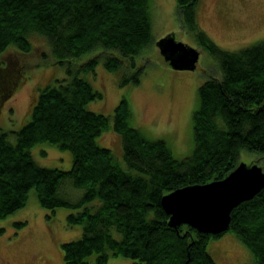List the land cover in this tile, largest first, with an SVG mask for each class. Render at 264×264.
<instances>
[{
    "label": "trees",
    "instance_id": "16d2710c",
    "mask_svg": "<svg viewBox=\"0 0 264 264\" xmlns=\"http://www.w3.org/2000/svg\"><path fill=\"white\" fill-rule=\"evenodd\" d=\"M176 2L183 27L218 62L221 77L198 87L194 145L182 158L174 157L165 140L149 139L131 123L130 104L122 96L112 127L121 135L125 168L111 149L97 143L110 126L109 117L87 108L103 94L79 72L92 71L101 58L110 71L122 66V58L134 67L135 55L152 41L150 0H0L2 100L14 92L21 74L3 55L10 46L29 52L33 33L46 39L58 64L94 51L111 50L122 57L96 54L68 67V78L36 89L29 119L15 132V142L9 132H0V218L24 207L31 190L46 209L74 210L67 224L81 225L82 232L61 243L66 264H90L92 256L94 264L118 256L135 264H216L207 242L221 233L169 226L161 197L225 177L242 149L264 154V39L234 51L222 49L198 27L197 0ZM140 71L124 77L121 85H138ZM41 142L69 151L70 169L37 165L30 149ZM66 180L84 189L78 200L62 196ZM228 230L250 250V264H264V188L232 209Z\"/></svg>",
    "mask_w": 264,
    "mask_h": 264
},
{
    "label": "rangeland",
    "instance_id": "374dc122",
    "mask_svg": "<svg viewBox=\"0 0 264 264\" xmlns=\"http://www.w3.org/2000/svg\"><path fill=\"white\" fill-rule=\"evenodd\" d=\"M149 10L152 41L135 55L134 67L129 58H122L111 50L88 52L69 64H58L52 58L46 39L36 33L30 35L29 52H19L10 46L4 59L12 60L13 68L20 67L21 74L11 96L0 99V132H9V140L15 142V132L29 119L27 111L37 88L68 78V67L74 69L96 54L103 57L112 54L123 61L117 71L106 69L101 58L92 71L79 72L103 94L101 99L89 102L87 108L109 117L110 126L97 138V143L111 149L115 159L126 168L121 135L112 127L115 107L121 97L126 96L134 126L149 139L165 140L175 158L188 155L194 145L192 113L198 104V87L212 76L220 78L221 71L218 62L183 27L176 0H150ZM196 21L219 47L238 50L264 39V0H197ZM169 33L199 51L195 69H175L164 61L156 42ZM136 69H141L139 84L121 85L123 78L133 76ZM30 152L39 166L63 170L71 167V153L56 145L41 142ZM240 162L257 163L264 170V154L242 149L237 164ZM60 190L62 196L72 201L78 200L84 192L70 180H66ZM71 212L74 210L62 207L52 211L42 207L35 191L31 190L24 207L0 218V264H66L61 243L78 238L82 232L81 225L67 224V215ZM16 222H24V225ZM207 248L216 264L252 263L250 250L230 230L211 237ZM94 259V256L90 258V264H94ZM108 264L135 263L118 256L111 257Z\"/></svg>",
    "mask_w": 264,
    "mask_h": 264
},
{
    "label": "water",
    "instance_id": "95a60500",
    "mask_svg": "<svg viewBox=\"0 0 264 264\" xmlns=\"http://www.w3.org/2000/svg\"><path fill=\"white\" fill-rule=\"evenodd\" d=\"M156 45L173 68L195 69L199 51L176 40L174 33L160 38ZM262 188V167L240 162L221 179L172 190L161 197L160 204L169 216V226L187 224L199 232L216 235L228 230L232 209Z\"/></svg>",
    "mask_w": 264,
    "mask_h": 264
},
{
    "label": "crops",
    "instance_id": "0c3cea01",
    "mask_svg": "<svg viewBox=\"0 0 264 264\" xmlns=\"http://www.w3.org/2000/svg\"><path fill=\"white\" fill-rule=\"evenodd\" d=\"M208 249V248H207ZM211 252V251H210ZM211 254V253H210Z\"/></svg>",
    "mask_w": 264,
    "mask_h": 264
}]
</instances>
